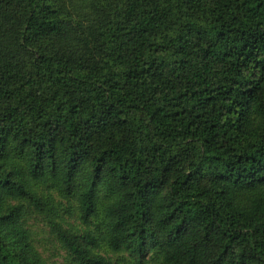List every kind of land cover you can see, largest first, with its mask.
I'll return each instance as SVG.
<instances>
[{
  "label": "trees",
  "instance_id": "16d2710c",
  "mask_svg": "<svg viewBox=\"0 0 264 264\" xmlns=\"http://www.w3.org/2000/svg\"><path fill=\"white\" fill-rule=\"evenodd\" d=\"M264 264V0H0V264Z\"/></svg>",
  "mask_w": 264,
  "mask_h": 264
},
{
  "label": "rangeland",
  "instance_id": "374dc122",
  "mask_svg": "<svg viewBox=\"0 0 264 264\" xmlns=\"http://www.w3.org/2000/svg\"><path fill=\"white\" fill-rule=\"evenodd\" d=\"M32 230L35 247L48 263L62 264L65 261L66 252L55 242L49 234L47 227L37 218L28 220Z\"/></svg>",
  "mask_w": 264,
  "mask_h": 264
}]
</instances>
